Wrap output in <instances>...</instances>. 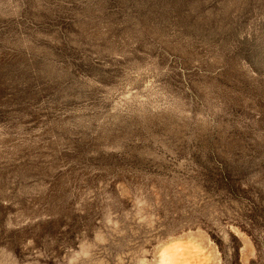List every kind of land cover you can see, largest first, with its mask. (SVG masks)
Listing matches in <instances>:
<instances>
[{
    "label": "rangeland",
    "instance_id": "obj_1",
    "mask_svg": "<svg viewBox=\"0 0 264 264\" xmlns=\"http://www.w3.org/2000/svg\"><path fill=\"white\" fill-rule=\"evenodd\" d=\"M0 264H264V0H0Z\"/></svg>",
    "mask_w": 264,
    "mask_h": 264
}]
</instances>
